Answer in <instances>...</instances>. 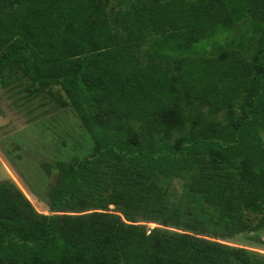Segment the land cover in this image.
<instances>
[{
  "label": "trees",
  "instance_id": "1",
  "mask_svg": "<svg viewBox=\"0 0 264 264\" xmlns=\"http://www.w3.org/2000/svg\"><path fill=\"white\" fill-rule=\"evenodd\" d=\"M14 69L93 150L41 165L46 215L0 181V264L251 263L216 239L264 229V0H0Z\"/></svg>",
  "mask_w": 264,
  "mask_h": 264
},
{
  "label": "rangeland",
  "instance_id": "2",
  "mask_svg": "<svg viewBox=\"0 0 264 264\" xmlns=\"http://www.w3.org/2000/svg\"><path fill=\"white\" fill-rule=\"evenodd\" d=\"M251 34H246L245 45L249 42L254 44ZM219 41L224 45L227 43L225 39L220 38ZM53 92L64 98L57 87H53ZM92 150V141L71 108L61 107L46 92L35 90L20 70L2 73L0 181H12L37 213L48 214V188L53 182V177H48L41 165L50 164L55 174L56 163L74 166ZM185 183L182 179H173L168 183L167 193L172 200L184 197ZM107 210L120 213L115 206H108ZM246 217L254 224L260 216L246 213ZM145 225L149 229L156 227L154 223ZM216 240L247 251L252 260L250 264H264V229Z\"/></svg>",
  "mask_w": 264,
  "mask_h": 264
}]
</instances>
